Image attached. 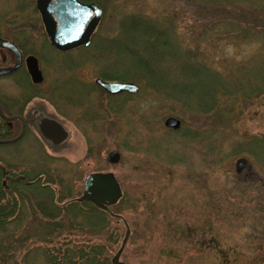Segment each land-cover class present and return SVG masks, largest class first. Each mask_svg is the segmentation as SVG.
<instances>
[{
    "label": "rangeland",
    "instance_id": "374dc122",
    "mask_svg": "<svg viewBox=\"0 0 264 264\" xmlns=\"http://www.w3.org/2000/svg\"><path fill=\"white\" fill-rule=\"evenodd\" d=\"M100 1L104 11L90 42L105 45L59 51L46 38L35 0H0V34L37 57L41 86L45 94H57L54 112L69 130L58 156L44 153L43 169L58 170L74 186L75 197L86 174L110 171L123 198L117 220L103 223L94 235L84 226L74 227L64 211L54 219L37 211L19 214L0 228L7 263L50 264L65 247L95 243H109L110 258L126 224L128 234L118 257L125 264H264V152L249 143L253 138L264 146V88H259L264 77L259 29L264 11L236 14L228 4L223 6L228 12L220 13L218 6L196 0ZM130 15L154 22L159 39L170 42L180 55L188 52L205 72L202 78L212 75L215 81L217 76L231 91L214 97L216 107L196 112L139 83L143 73L130 62V53L111 44L122 39L121 22ZM170 50L160 42L151 54L172 82L181 79L177 64L182 62L173 61ZM22 75L17 74L24 81ZM96 77L132 81L138 89L115 98L94 87ZM12 78L0 79V94ZM252 87L257 88L251 92ZM168 116L179 119L177 129L163 125ZM27 142L16 146L31 159L22 150ZM9 146L0 145V150ZM248 147L255 152L249 153ZM111 149L120 155L113 164L105 160ZM239 157L245 164L236 171Z\"/></svg>",
    "mask_w": 264,
    "mask_h": 264
},
{
    "label": "flooded vegetation",
    "instance_id": "af4514ba",
    "mask_svg": "<svg viewBox=\"0 0 264 264\" xmlns=\"http://www.w3.org/2000/svg\"><path fill=\"white\" fill-rule=\"evenodd\" d=\"M0 37L7 39L1 34ZM9 41L13 42L18 48L20 61L16 68L8 72H0V79L13 76L11 81H6L7 88L5 92L0 94V145H10L0 150V228H5L13 220H17V216L21 213L37 211L48 218H51L50 216L54 214L56 218L61 210L66 212L69 209L62 207L72 201L87 202L98 209L110 212L109 205L103 208L97 206L91 199L79 200L78 197L81 195V191L78 196H72L74 186L68 180H65L58 173V170L57 173H46V170L43 169L44 153H48L47 150H50L52 153L48 154L58 156L59 150L68 139L69 130L58 113L54 112V110L58 111L57 94L55 96L54 91L45 94L41 86L43 79L39 82L30 80L25 68V57L30 53H25L15 41ZM35 58L38 64V59ZM15 62V53L6 47L0 46V69L10 68ZM21 73L24 76V81L23 78L17 76ZM93 83L96 89L115 98L134 93L122 91L117 94H110L94 81ZM136 85L138 86L137 83ZM85 93L87 94L86 89ZM80 97L82 98L83 95ZM69 98H72V96ZM76 100L74 99V102ZM56 101L57 105H54ZM51 105L53 111L49 110ZM47 119L57 122L65 130L66 136L60 142L53 143L41 134L42 121ZM24 139H28V142L22 150L28 151V156H32L31 159H25L26 157L22 155L19 146H16ZM94 172L106 171L96 170ZM85 176L82 179V185ZM60 195H65L66 198L60 201L58 200ZM79 208L83 211L87 209L86 206ZM112 215L114 214L112 213Z\"/></svg>",
    "mask_w": 264,
    "mask_h": 264
},
{
    "label": "trees",
    "instance_id": "16d2710c",
    "mask_svg": "<svg viewBox=\"0 0 264 264\" xmlns=\"http://www.w3.org/2000/svg\"><path fill=\"white\" fill-rule=\"evenodd\" d=\"M90 1V0H86ZM96 1L97 5L101 8L102 12L104 11V7L100 0ZM198 3L203 5H213L218 6L220 8V13L228 12L224 5L230 4L234 10H230L231 13L240 14L244 10L249 11L251 14L257 12L254 10H261L264 11V0H196ZM243 2L241 4H233L235 2ZM204 7V6H203ZM156 25L151 20H146V18H142L140 16H127L121 22L120 31L122 32V39L111 40V44H116V49H121L122 51L128 52L131 55L132 64H134V68H136L141 74L143 73V81L142 84H145L146 87L153 89L156 92L162 93V95L169 97L170 99L174 100V102L178 103L179 106L187 109L194 110L196 112L202 111H209L213 107H216L214 104V97H218V93L220 91H224L225 93L230 92L229 88L224 87V81H219L218 77L215 76V81L213 76L210 75L207 78H202L204 75V71L195 63L192 56L186 52L185 55H180L176 53L175 48L173 45L165 39H159V35L161 34L158 29H156ZM261 32H263V39H264V24L259 27ZM243 36H247L244 35ZM250 36H253V32L250 33ZM258 36V35H257ZM119 38V36H118ZM160 42L168 47L170 52L173 54L175 62L181 61L182 63L177 64L178 71L181 73L180 78L175 79V81H168L166 79L165 70L163 67L153 63L154 58L152 56L153 50L157 47ZM94 43L90 42L89 46L92 45H105L104 42ZM128 43H132L133 45H128ZM261 47L264 50V41L261 42ZM19 45V44H18ZM84 48V47H79ZM102 48V46H101ZM139 49L146 51V56H140ZM104 48L100 50L102 52ZM103 54V53H101ZM156 55L161 56V54L156 53ZM162 59V57H160ZM134 62V63H133ZM177 62V63H178ZM202 76V77H201ZM212 76V77H211ZM188 77V82L186 80H182V78ZM141 78V77H140ZM202 78V79H200ZM106 79H113V78H106ZM213 79V81H212ZM203 81H210L207 84L203 85ZM205 83V82H204ZM144 85V86H145ZM259 85V84H258ZM205 88V89H204ZM257 88V87H256ZM256 88H249V90H256ZM259 88H264V77L263 81H261V86ZM206 90V91H205ZM248 90V93H249ZM250 92V93H251ZM111 103H108L110 107ZM90 114V113H89ZM183 128V127H182ZM180 128V129H182ZM256 139L251 138L249 143L250 147L257 146L258 149H263L264 146L256 143ZM247 143V144H249ZM249 146V145H248ZM262 146V147H260ZM245 148V147H244ZM248 149V152L253 154L255 151L252 149ZM259 152V151H258ZM262 152V153H263ZM264 154V153H263ZM256 156V154H255ZM260 157V156H258ZM260 159L256 161L260 163ZM261 166L264 167V161H262ZM66 198L65 195H60L58 200H63ZM123 198L119 199L116 203L109 205L108 209L110 212H107L102 209H98L94 207V205L89 204L87 202H79V201H72L67 203L66 206L62 208H69L66 213L69 219L72 220V224L74 227L79 228L80 226H84L87 228L86 230L91 232V234H95L97 230H100L103 223L109 222L112 218L117 220L118 216L115 214H119ZM86 206L87 209L81 212L79 207ZM62 211V210H61ZM60 211V212H61ZM52 219L55 218V215L50 216ZM76 218H79L80 221H76ZM51 224L54 225V229H59L61 225L57 223L55 220L51 221ZM110 238V237H109ZM110 244L108 243H95L92 245H80L75 247L74 249H69L65 247L58 257H55L53 260L50 261V264H111V257L109 258L107 252L109 249ZM5 251L0 249V264H16L15 261L11 263H7L5 256Z\"/></svg>",
    "mask_w": 264,
    "mask_h": 264
},
{
    "label": "water",
    "instance_id": "95a60500",
    "mask_svg": "<svg viewBox=\"0 0 264 264\" xmlns=\"http://www.w3.org/2000/svg\"><path fill=\"white\" fill-rule=\"evenodd\" d=\"M35 8L39 13L41 23L50 45L59 51L69 50L78 46H87L90 42V35L98 24L102 10L94 2H80L79 0H35ZM0 46L10 49L16 55V62L13 66L0 69V72H8L16 68L20 61V52L16 45L0 37ZM25 68L29 78L33 82L43 79L38 68L36 58L29 54L25 57ZM94 82L110 94L119 92H135L138 88L132 81L104 80L96 77ZM163 125L168 128L177 129L180 125L179 119L168 116L164 119ZM41 134L58 143L66 136L65 130L60 124L53 120L42 121ZM120 158L118 151L111 149L107 151L105 159L108 163H116ZM245 164V159L239 157L236 160V171H240ZM121 196L119 184L110 171L89 173L83 180L79 200L91 199L97 206L106 208L114 204ZM118 216V215H117ZM119 217V216H118ZM128 234V227L125 224V235L120 246L111 257V264H125L118 259Z\"/></svg>",
    "mask_w": 264,
    "mask_h": 264
}]
</instances>
